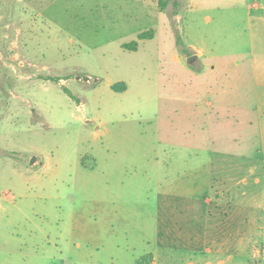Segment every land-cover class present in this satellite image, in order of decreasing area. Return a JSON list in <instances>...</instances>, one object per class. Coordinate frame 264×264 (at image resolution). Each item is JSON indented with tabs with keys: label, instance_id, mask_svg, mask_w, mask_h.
Segmentation results:
<instances>
[{
	"label": "rangeland",
	"instance_id": "374dc122",
	"mask_svg": "<svg viewBox=\"0 0 264 264\" xmlns=\"http://www.w3.org/2000/svg\"><path fill=\"white\" fill-rule=\"evenodd\" d=\"M259 75L264 0H0V264H264Z\"/></svg>",
	"mask_w": 264,
	"mask_h": 264
},
{
	"label": "crops",
	"instance_id": "0c3cea01",
	"mask_svg": "<svg viewBox=\"0 0 264 264\" xmlns=\"http://www.w3.org/2000/svg\"><path fill=\"white\" fill-rule=\"evenodd\" d=\"M253 42L254 40L252 38L250 41L252 47H250L247 50V53L249 56V64H250L249 66L251 70V75L253 76L252 78L254 79V82L253 80L252 82H253V85L255 84V86H257L258 78L256 77V75L258 74L257 65L259 64V62H256L254 55H252L254 53ZM240 65L241 63L238 60H235L232 63V66L234 67L235 70H238V68H240ZM208 68L209 70L207 71H209L210 73H213L215 72L217 67L213 64H208ZM220 69H223V67H221ZM225 69H223V71H225ZM226 70H230V69H226ZM230 76L231 75H225V76L219 75L220 81L218 83H215V82H211L210 78L213 77V75H210V78L204 81V107L201 106L202 109L204 108V121L212 120L215 114L219 115V112L221 111L224 112L226 110V107H227V111H229L228 108L234 110L235 108H238L241 106V104H238L239 94L237 93V91L234 88L232 89L228 88L231 85L230 81H228L230 79ZM259 77L260 79H262V82L260 83V86H259L261 89H256L255 90L256 92H254V95L252 94L254 96V97L252 96L254 99V108L251 104H248L246 108H249L251 109V111L256 112V117H255L257 120L256 125L259 128L257 140L264 144V99L262 97L264 96V75H259ZM248 123L249 125H252V121L249 120ZM209 193H210V186L206 182L204 183V192L201 195V201L204 204V220L206 221V224H208V221H209L208 226L204 229V240L207 239L206 238L207 234H209L210 237H213L216 239L218 238L217 234L218 233L222 234V231L228 232V234L230 231L239 234L238 227H239L240 221L238 222V227L235 229L227 230L223 226L218 227L219 223L217 222L216 224L215 219H217V215L219 216L221 212L220 211L212 212L210 209L212 208V204H215V207L217 206L219 208L221 203L218 201L213 202L212 199L209 197ZM240 207H241L240 205L238 207L233 206V208L237 209L235 214L237 213L238 215L240 214L238 211ZM242 208H246V205L243 204ZM244 218L247 219V217H244ZM211 222L212 224H210ZM245 223L249 224L251 223V220L248 219V222H245ZM204 250L205 252H208L206 253V255L215 254V252L208 249L207 247H205ZM221 262L223 261L221 260L219 262H216V264H221ZM204 264H212V263L205 260Z\"/></svg>",
	"mask_w": 264,
	"mask_h": 264
},
{
	"label": "trees",
	"instance_id": "16d2710c",
	"mask_svg": "<svg viewBox=\"0 0 264 264\" xmlns=\"http://www.w3.org/2000/svg\"><path fill=\"white\" fill-rule=\"evenodd\" d=\"M148 35L150 36L151 34L148 32H142V33H140L139 35H138V37L140 38V39H144V38H151V37H148ZM123 47L124 48H126V49H131V50H135L136 49V47H137V43L135 42V41H133V42H130V43H128V44H124L123 45ZM67 93H70L69 91H67V90H65ZM69 95H71V94H69Z\"/></svg>",
	"mask_w": 264,
	"mask_h": 264
},
{
	"label": "water",
	"instance_id": "95a60500",
	"mask_svg": "<svg viewBox=\"0 0 264 264\" xmlns=\"http://www.w3.org/2000/svg\"><path fill=\"white\" fill-rule=\"evenodd\" d=\"M84 79L86 80L87 79V77H84ZM35 161V157H33V158H31V163H33Z\"/></svg>",
	"mask_w": 264,
	"mask_h": 264
}]
</instances>
